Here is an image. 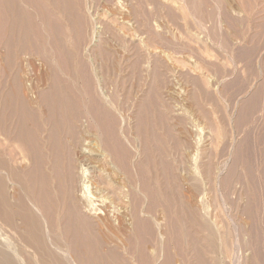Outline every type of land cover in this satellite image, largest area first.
Listing matches in <instances>:
<instances>
[{
    "label": "rangeland",
    "instance_id": "1",
    "mask_svg": "<svg viewBox=\"0 0 264 264\" xmlns=\"http://www.w3.org/2000/svg\"><path fill=\"white\" fill-rule=\"evenodd\" d=\"M0 96L16 213L0 219V264H264V0H0ZM96 97L105 123L68 115ZM33 131L106 236L64 247L39 216L42 241L27 233L35 206L18 182L34 166L22 154Z\"/></svg>",
    "mask_w": 264,
    "mask_h": 264
},
{
    "label": "bare ground",
    "instance_id": "2",
    "mask_svg": "<svg viewBox=\"0 0 264 264\" xmlns=\"http://www.w3.org/2000/svg\"><path fill=\"white\" fill-rule=\"evenodd\" d=\"M48 1V0H47ZM51 1V0H50ZM53 2V1H52ZM13 3V2H12ZM10 4V3H9ZM14 4V3H13ZM19 27V26H18ZM17 31V30H16ZM50 35V34H49ZM52 36V35H51ZM20 37V36H19ZM14 38V37H13ZM15 50V49H14ZM62 83V82H61ZM63 85V84H62ZM17 90V89H16ZM63 90V89H62ZM95 91V90H94ZM65 92V90H63V93ZM18 93V92H17ZM60 93H62V92H60ZM56 94V93H55ZM57 95V97L58 96H61V95H58V94H56ZM1 97V96H0ZM52 98V97H51ZM67 98H69V97H67ZM59 99V98H58ZM64 99V98H63ZM63 99H60V100H62L61 102H63ZM51 100V99H50ZM54 100V99H53ZM60 100H58V103L62 106V104H64V105H67L66 103H61V102H59ZM68 100V99H67ZM70 100L71 99H69L68 101L70 102ZM74 100V99H73ZM80 100V99H79ZM88 100V99H87ZM55 101L57 102V100L55 99ZM54 101V102H55ZM67 101V102H68ZM54 102H53V104H54ZM71 102H72V100H71ZM70 102V103H71ZM74 102V101H73ZM73 102L71 103V106H70V104L68 105V107L66 106L65 108H68V111H70L69 113H68V115H76V116H80V114H85V116H87L86 118H87V120H88V122L90 123V121H97V124H98V121H101V122H99V123H102V122H106L105 121V116H104V113H103V110H102V108L100 107V104H101V101H100V99H98L97 97H96V99L95 100H93V101H91L90 103H88V102H86V100L85 101H83V102H81V103H79V104H81L80 106L78 105V106H76L75 104H73ZM1 103V102H0ZM55 104H57V103H55ZM58 104V105H59ZM2 105H3V103H2ZM1 105V106H2ZM31 105V104H30ZM1 106H0V110L2 109L1 108ZM70 106V107H69ZM102 106V105H101ZM4 107V106H3ZM13 107V106H12ZM55 107V106H54ZM54 107H53V109H54ZM7 108H8V105H7ZM14 108V107H13ZM16 108V107H15ZM40 108V107H39ZM57 108V107H56ZM64 108V107H63ZM6 109V107L4 108V110ZM8 110V109H7ZM29 110H30V108H29ZM55 110H57V109H55ZM13 111V110H12ZM54 111V110H53ZM0 112H2V110L0 111ZM55 112V111H54ZM109 112V111H108ZM12 113H14V112H12ZM52 113V112H51ZM6 114H8V112H6ZM40 114V113H39ZM2 115V116H1ZM0 115V140L1 141H3V142H1V144L4 146V144L3 143H5V142H7V143H9L10 142V140H11V137H10V135H11V132L9 133V131H8V129L7 128H9V127H7V126H9L7 123V121H8V117L10 116V113H9V116L8 115H5L4 113L3 114H1ZM37 115V114H36ZM57 115V114H56ZM65 115V114H64ZM68 115L66 114V116H67V118H69L68 117ZM73 115V116H74ZM8 116V117H7ZM59 116L60 115H58V116H56L57 117V119L59 118ZM76 116H74V117H76ZM38 118H39V116H37ZM72 117V116H71ZM81 117V116H80ZM108 117V116H107ZM38 118H36L37 120V124L36 125H38V124H40L41 122L40 121H38ZM41 118V117H40ZM51 118H52V116H51ZM73 118V117H72ZM85 118V117H84ZM76 119V118H75ZM10 120V119H9ZM42 120V119H41ZM52 120H54V117H53V119ZM51 120V121H52ZM90 120V121H89ZM11 121V120H10ZM36 121L34 122V123H36ZM59 121H60V119H59ZM69 121V120H68ZM77 121V120H76ZM40 122V123H39ZM48 122V121H47ZM57 122V123H56ZM79 122V121H78ZM108 122V121H107ZM32 123V122H31ZM33 123V124H34ZM45 123V122H44ZM51 123V122H50ZM52 123H54V121H52ZM73 123V122H72ZM75 123V122H74ZM96 122H94V124H95ZM32 124V125H33ZM46 124V123H45ZM56 124H58V120L57 121H55V123H54V127H55V125ZM60 124V123H59ZM86 124V123H85ZM41 125V124H40ZM90 125H91V123H90ZM98 125H100V124H98ZM39 126V125H38ZM42 126H44V125H42ZM58 126V125H57ZM114 126V125H113ZM37 127V126H36ZM36 127H35V130H36ZM40 127V126H39ZM93 127V126H92ZM33 128V127H32ZM38 128V127H37ZM44 129H45V127H43ZM47 128V127H46ZM58 128H61L60 127V125L57 127V129ZM78 128H80L79 126H78ZM106 128H107V131L109 132V130L111 131V128H110V126H109V124H107L106 123ZM11 130H12V128H10ZM41 129V128H40ZM39 129V130H40ZM53 129V128H52ZM82 129V128H81ZM98 129V128H97ZM38 130V129H37ZM38 130V132L40 133V131ZM50 130V129H49ZM63 130V129H62ZM44 131H46V130H44ZM44 131L43 132H41L42 134L44 133ZM57 131H59V130H57ZM60 131H61V129H60ZM65 131H66V129H65ZM13 132V131H12ZM37 132V133H38ZM77 132V131H76ZM82 132V131H81ZM105 132H106V130H105ZM35 132L33 131V133L31 134V136H32V139L34 138V135L37 137H35L37 140H36V142L34 141V143L32 144V139L29 141V137H27L26 139H28L27 140V142L29 141L31 144L29 145L30 147L27 149V148H25L27 151H24V150H22V154H23V157L26 159L27 158V160L28 161H30L32 164H31V166L32 165H34V166H32L33 168L30 170L31 171V174L29 175V176H27V177H29L28 179V181H26V180H24V179H20V177H22V176H19V180H21V181H19L18 183L20 184L21 183V186H22V188H23V192H25V194L27 195V197H28V199L31 201V203L35 206V208L33 209V208H31V209H33V211L31 210L30 211V209L28 208L27 209V207H26V205L24 206V203L22 204L21 202L23 201V199H22V201L19 199V201L20 202H18V204H22L21 205V207L20 208H22V206H24V211H25V214H23L24 213V211H23V215H26V224L27 225H29V229H28V227L26 228V230H28V232L27 233H29V234H31L33 237H35L36 236V239H40V233H39V229H38V227L37 226H39L40 225V221H39V223H38V216L40 217V218H44V217H47V226H48V228L52 231V235H53V237H54V240L56 241V242H62L63 241V238L65 239V237H66V239H67V236H68V239H69V237H71V239H72V244L74 245V246H78V245H80V240H81V238L83 237L84 239V241L83 240H81V242H87V240H89L88 238H92V236H93V234L95 233V232H97V233H99L100 235H103L104 233L102 232V231H104L105 230V228L103 227L101 230L102 231H100V229H99V223H95L94 221H92V219H90V217L88 218L87 216H85V214H83V212L81 211V208H79V206H81V205H77L76 204V201H78V200H76V198L74 197V193H73V195L71 194L73 191V189L71 190L69 187L70 186H68V188H69V190H71V191H69V190H65V187H67V186H63V184L65 183L66 185H68V184H70V185H72L73 186V184H74V182H75V174L73 175V174H71V169H69V170H66V171H69V172H66V171H64V173L62 172V174L61 173H59V170H57V164L55 163V161L56 160H54V162H52L53 161V159H55L57 156H55V158H52V163H55V165L53 164V165H51L52 166V174H53V177H52V174H51V172H48L47 171V169L49 168L50 169V167L51 166H47L48 165V158L50 157L49 155L50 154H48V150L49 149H47L46 150V141H44V139H43V137H40V136H38V135H40L39 133H38V135H36V134H34ZM60 132H58V134H59ZM71 133V132H70ZM57 134V133H56ZM57 134V135H58ZM62 134V133H61ZM65 134H66V132H65ZM74 134V133H73ZM72 134V135H73ZM78 134V133H77ZM108 134H110V132L108 133ZM64 135V134H63ZM112 135V134H111ZM12 136V135H11ZM30 136V137H31ZM42 136V135H41ZM55 136V135H54ZM60 136V134L57 136V137H59ZM56 137V138H57ZM71 137V136H70ZM69 137V138H70ZM25 138V137H24ZM45 138V137H44ZM62 138V137H61ZM75 138H77V137H75ZM14 139V138H13ZM26 139H25V145H27L26 144ZM46 139V138H45ZM72 139V138H71ZM21 141H22V139H20ZM77 140V139H76ZM5 141V142H4ZM15 141V140H14ZM24 141V140H23ZM12 142V141H11ZM16 142V141H15ZM21 143V142H20ZM92 143V142H91ZM98 143V142H97ZM10 144V143H9ZM23 144V145H24ZM49 144V143H48ZM76 144V143H75ZM21 145V144H20ZM22 145V146H23ZM59 145V144H58ZM73 145V144H72ZM3 146H1L0 145V168H2V167H6V165H7V167H8V165L10 164L9 162L10 161H12V160H10L11 158H13V156L10 158V156H11V154H12V150H11V153L9 152V150L7 149V148H4ZM28 146V145H27ZM60 146L61 145H59V148L57 147V150H58V152L61 150V148H60ZM75 146H77V145H75ZM75 146H73L74 148H75ZM8 147V146H7ZM16 147V146H15ZM24 147H26V146H24ZM47 147H48V145H47ZM52 147V146H51ZM72 147V146H71ZM70 147V148H71ZM12 148V147H11ZM14 148V147H13ZM12 148V149H13ZM56 148V147H55ZM64 148V147H63ZM62 148V149H63ZM119 148V147H118ZM19 149H21V147L19 148ZM29 149H30V151L32 150V153H30L29 152ZM33 149H35V152H36V155L34 156L33 155ZM53 148H51L50 150H49V153H52L53 154V150H52ZM120 149V148H119ZM123 149V148H122ZM17 150V149H16ZM15 150V151H16ZM73 150V149H72ZM76 150V149H75ZM75 150H73L72 152L73 153H71V155H69V157L67 156L65 159H67V158H70V156H72V154H74L75 153ZM51 151V152H50ZM55 152H57L56 150H54ZM63 151V153H64V151H65V149H63L62 150ZM70 152H71V150H69ZM118 151V150H117ZM121 151V150H120ZM125 151V150H124ZM18 152V151H17ZM16 152V153H17ZM21 152V151H20ZM26 152V153H25ZM55 152H54V154H55ZM96 152H97V150H96ZM122 152V151H121ZM166 152V151H165ZM19 153V152H18ZM61 153L62 152H60V155H61ZM62 153V154H63ZM67 153V152H66ZM118 153V152H117ZM32 154V155H31ZM51 154V155H52ZM57 154V153H56ZM100 154V153H99ZM102 154V153H101ZM20 155H21V153H20ZM59 155V157H62V155L60 156ZM122 156L123 154L121 153V154H119V156ZM128 154H124L121 158H122V161L124 162V163H126V164H128V156H127ZM164 155H165V153H164ZM169 155V154H168ZM108 156V155H107ZM107 156L105 155V158L107 159ZM15 157V156H14ZM21 157V156H20ZM23 157H21V159L23 158ZM54 157V156H53ZM73 157H75V156H73ZM73 157H71V158H73ZM83 158H84V156H83ZM151 158H153V156L151 157ZM16 159V158H15ZM49 159H51V158H49ZM57 159V158H56ZM64 159V160H65ZM119 159V161L121 160L120 159V157L118 158ZM24 160V159H23ZM58 160V159H57ZM72 160V159H71ZM71 160H69L68 159V163L67 164H71ZM82 160V159H81ZM84 161V160H83ZM50 162V163H51ZM62 163H63V160L61 161ZM70 162V163H69ZM121 162V161H120ZM66 163V162H65ZM102 163V162H101ZM104 163V162H103ZM123 163V164H124ZM26 164V163H25ZM72 164H74L73 162H72ZM71 164V165H72ZM123 164H122V166H123ZM126 164H125V167H127L126 166ZM18 165V164H17ZM66 165V164H65ZM87 165V164H86ZM10 166V165H9ZM69 166V165H68ZM104 166V164L102 165V167ZM14 167V166H13ZM48 167V168H47ZM61 167V166H60ZM63 167V166H62ZM73 167V166H72ZM3 169V168H2ZM17 169V168H16ZM29 169H30V167H29ZM28 169V170H29ZM63 169V168H62ZM61 169V170H62ZM64 169H65V167H64ZM66 169H68L67 167H66ZM131 169H132V167H131ZM15 170V169H14ZM18 170V169H17ZM21 170H23V169H19V171H21ZM74 170V168L72 169V171ZM78 170V169H77ZM63 171V170H62ZM153 171V170H152ZM29 172V171H28ZM83 172H85V171H83ZM133 172V171H132ZM6 173H7V171H6ZM74 173V172H73ZM10 174V173H9ZM19 174V173H18ZM17 174V175H18ZM21 174V173H20ZM61 174V175H60ZM150 174V173H149ZM8 175V174H7ZM11 176L12 175H14L13 173L12 174H10ZM151 180L153 181H155V185H157L156 186V188L157 189H155V190H157V191H159V187H161L160 185H159V178H158V176H157V174L155 173V171L154 172H152L151 174ZM10 176V177H11ZM82 176V175H81ZM132 176H135V174L134 175H132ZM8 177V176H7ZM15 177V176H14ZM18 177V176H17ZM6 178V177H5ZM80 178H82V177H80ZM87 178H89V177H87ZM86 178V179H87ZM112 178V177H111ZM57 179V180H56ZM84 179H85V177H84ZM131 179V178H130ZM129 179V180H130ZM55 180L56 181H58L57 182V187H56V183H55ZM79 180V179H78ZM77 180V181H78ZM5 179H4V177H3V174L0 172V219H2V221L4 220L3 219V217H4V214L6 213V216H7V214H8V216H10V217H12V214L14 215V214H16L15 212H13V211H11V210H15V209H11L10 207L12 206H8V203H7V199H6V189H5ZM76 181V182H77ZM85 181V180H84ZM75 182V183H76ZM135 182V181H134ZM131 183V182H130ZM30 184V185H29ZM85 183H83V185H84ZM87 184V183H86ZM137 184V183H136ZM106 185V184H105ZM58 186L60 187V188H64V191H60V188H59V191L61 192V194H60V192H56V191H58V190H56V188H58ZM71 186V188H73ZM109 186L110 185H108L107 187L109 188ZM137 186V185H136ZM101 187V186H100ZM133 187H135V186H133ZM136 188V187H135ZM162 188V187H161ZM21 189V188H20ZM83 189L85 190V191H87V187L86 186H83ZM100 189V188H99ZM103 189H105V187L103 188ZM110 189V188H109ZM133 189V188H132ZM131 189V190H132ZM134 190H136V189H134ZM162 190V189H161ZM160 190V191H161ZM99 191V190H98ZM112 191H113V197H114V199L113 200H116V201H118L119 203H125L126 201L123 199V198H125L124 197V193H123V191L121 192V190H119V188L117 189V188H114L113 187V189H112ZM137 191V190H136ZM131 193H132V191H130ZM134 192V191H133ZM138 192V191H137ZM57 193H59V195L57 194ZM130 193V194H131ZM158 193V192H157ZM135 195H136V192L134 193ZM134 194L132 195L131 194V197L132 196H134ZM139 195V194H138ZM126 196V195H125ZM88 197V196H87ZM128 197V196H127ZM91 198V197H90ZM137 198H138V196H137ZM140 198V197H139ZM133 199V198H132ZM81 201V200H80ZM79 201V202H80ZM94 201V200H93ZM110 201V200H109ZM136 201L137 202H139L137 199H136ZM78 202V203H79ZM118 202H117V205H118ZM130 202V201H129ZM132 202V201H131ZM133 203V202H132ZM18 204H17V206H18ZM84 204V203H83ZM116 205V206H117ZM126 205V204H125ZM133 205V204H132ZM136 205V204H135ZM138 205H139V203H138ZM20 206V205H19ZM28 206V205H27ZM92 206V202L90 201V205H89V207H91ZM123 207H121V208H124V205H122ZM14 207V206H13ZM12 207V208H13ZM30 207V206H29ZM118 207V206H117ZM126 208V207H125ZM23 209V208H22ZM21 209V210H22ZM131 209H132V206H131ZM10 210V211H9ZM96 210V209H95ZM120 210H122V209H119L118 210V213L120 212ZM126 210V209H125ZM128 210V209H127ZM13 212V213H12ZM132 212V211H131ZM122 212H120V214H121ZM133 213V212H132ZM136 214V213H135ZM22 215V216H23ZM8 216L6 217V221L7 220H9V218H8ZM15 216V215H14ZM13 216V217H14ZM25 218H23V220L25 219ZM92 218V217H91ZM5 220H4V222H5ZM14 219H11V220H9V221H7V224H8V222L10 223V222H12ZM1 222V221H0ZM24 222V221H23ZM103 226H105L106 228H110L111 226H112V224H108V222H107V220H103ZM115 222V221H114ZM6 224V223H5ZM6 224V225H7ZM25 224V225H26ZM26 225V226H27ZM8 226H9V224H8ZM11 226V225H10ZM12 226H14V225H12ZM141 226V225H140ZM16 227V226H15ZM14 227V228H15ZM12 228V227H11ZM100 228H101V225H100ZM104 229V230H103ZM137 229V228H136ZM145 229V228H144ZM108 230V229H107ZM137 232V231H136ZM154 232V231H153ZM26 233V234H27ZM138 233V232H137ZM151 234H153L152 232H151V230H148V231H144V232H142L141 233V235H139V238H140V236H142L143 238H144V240L145 241H147L148 243H149V241H151V237H152V235ZM105 235V234H104ZM138 235V234H137ZM31 236V237H32ZM82 236V237H81ZM106 236V235H105ZM101 237V236H100ZM141 237V238H142ZM143 238H142V240H143ZM153 238V237H152ZM155 238V237H154ZM67 239V240H68ZM133 239V238H132ZM41 241H42V238L40 239ZM140 240V239H139ZM154 240V239H153ZM152 240V241H153ZM54 241V242H55ZM134 241V240H133ZM151 241V242H152ZM65 242H67V241H63V243H61V244H63V246H64V244H65ZM91 242V241H90ZM131 242V241H130ZM71 243V242H70ZM133 243H135V242H133ZM141 243V242H140ZM144 243V242H143ZM56 244V243H55ZM58 244V243H57ZM67 244V243H66ZM65 244V245H66ZM85 244V243H84ZM84 244H82V245H84ZM81 245V246H82ZM134 245H136V244H134ZM144 245H145V243H144ZM147 245V244H146ZM62 246V245H61ZM62 246V247H63ZM85 246V245H84ZM138 246V245H137ZM140 246H142V245H140ZM139 246V247H140ZM14 247V246H13ZM59 247H60V245H59ZM65 247V246H64ZM80 247V246H79ZM75 248V247H74ZM142 248V247H141ZM76 250H77V247H76ZM80 250V249H79ZM87 251V250H86ZM84 252V251H83ZM138 253V252H137ZM154 253V252H153ZM88 255V254H87ZM152 255V254H151ZM57 257V256H56ZM144 258V257H143ZM146 258L148 259H152L151 258V256L150 255H146ZM9 262V261H8ZM144 262H146V261H144ZM16 263V262H15Z\"/></svg>",
    "mask_w": 264,
    "mask_h": 264
}]
</instances>
